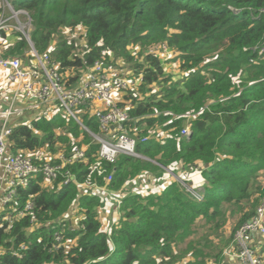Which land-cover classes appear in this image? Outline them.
Instances as JSON below:
<instances>
[{"label": "trees", "instance_id": "1", "mask_svg": "<svg viewBox=\"0 0 264 264\" xmlns=\"http://www.w3.org/2000/svg\"><path fill=\"white\" fill-rule=\"evenodd\" d=\"M8 1L28 14L29 41L15 32L19 39L2 55L29 57L31 43L49 55L67 87L96 60L130 64L139 80L120 104H128L133 120L126 129L141 157L100 158L89 133L61 108L11 125L10 153H29L41 166L47 156L84 146L85 161L66 163L48 187L39 170L17 186L0 212V264H221L237 229L264 200V0ZM61 29L81 30L83 43L59 36L52 45ZM161 45L175 52L181 79L172 80L153 52ZM78 110L97 133L89 108ZM186 125L189 133L181 135ZM66 171L74 182H63ZM138 173L169 180L154 192L126 189L115 204L118 222L104 229L93 186L115 193ZM27 201L33 219L16 214ZM256 254L264 264V241Z\"/></svg>", "mask_w": 264, "mask_h": 264}, {"label": "built area", "instance_id": "2", "mask_svg": "<svg viewBox=\"0 0 264 264\" xmlns=\"http://www.w3.org/2000/svg\"><path fill=\"white\" fill-rule=\"evenodd\" d=\"M6 10L9 13L5 17L4 11ZM18 13H22L25 19L24 23H21L16 16ZM9 19H13L14 23H8ZM26 28H30L28 14L22 9H15L8 0H0V33L8 34L9 30L15 29L19 30L26 39H29L28 31H25ZM259 51L264 58V47ZM32 52L34 65L30 66L18 57L2 55V50H0V68L6 72L8 82L14 85V97L23 93L26 98L39 103L41 107L38 116L49 118L58 109H63L89 133L93 142L98 145V156L104 160L113 162L119 154L141 157L136 150L138 139L131 137L126 129V124L133 120L127 110L128 104H120V102H125L123 95L130 89L131 80L129 76L122 74L123 72L119 68L106 66L100 60H96L91 67L87 68L76 84L67 87L62 84L57 66L51 62L49 55L46 53L40 55L34 49ZM133 77L138 82L139 77L134 76V74ZM12 107L0 109V167L2 166L1 160L7 153L6 139L11 130L9 118L14 113ZM80 107L82 109L89 108V113L97 122L99 130L97 133L90 131L88 127L82 124L77 115ZM27 125L29 126V124ZM189 129V125L182 127L181 135L188 134ZM145 138H140V141L145 140ZM78 160L85 161L84 146L80 148L73 146L66 157L61 153L47 156L46 161L41 166L33 162L29 153H10L3 163L7 178L2 202L6 204L8 201H12L17 186L27 185L36 171L41 172L45 181H51L62 176L61 170L66 163H73ZM111 179V175H107L106 180L110 181ZM63 180V182H74V174L66 171ZM78 185H80L79 187L86 186L85 184ZM93 187V193L100 198L113 193L103 186L94 185ZM191 193L194 196H199L195 191ZM112 200L118 199L113 198ZM116 202L115 204H118L119 200ZM31 208L32 202L27 201L24 209L16 212V214L22 216L26 212L33 219L34 214ZM15 210L13 208V211ZM3 219L11 222L12 213L3 216ZM256 234L264 235V200L257 208L256 214L244 222L236 231L235 248L229 253L233 254L239 264H263L262 257L256 254L248 241L249 235ZM53 238L56 242L53 247L57 248L61 243L60 233L55 231Z\"/></svg>", "mask_w": 264, "mask_h": 264}, {"label": "rangeland", "instance_id": "3", "mask_svg": "<svg viewBox=\"0 0 264 264\" xmlns=\"http://www.w3.org/2000/svg\"><path fill=\"white\" fill-rule=\"evenodd\" d=\"M8 13H9L8 10L4 11V16L6 17L8 15ZM16 16L18 17V19L20 20L21 23L25 22L24 21L25 19H24L22 13H18V14H16ZM8 23H14L13 19H9ZM29 29L30 28H28V29L26 28L25 31H28ZM17 31H19V30H15V29L9 30L8 34H5L4 37H0V44H1L0 50H2L4 48H6L7 46H10L13 44V43L12 44L8 43L7 38L9 41L19 39V36H17V33H15ZM81 35H82V31L79 29H76V30L61 29L59 34L57 33L55 35V38H54V41L52 42V45L59 38V36L67 38L68 40L69 39H75L76 43L82 44L83 41H82ZM26 40L29 41V39H26ZM29 46H30V50H27V52H26V55L29 57H23L22 59L21 58L20 59L23 62H26L28 65L33 66L34 65L33 64L34 59L32 58V53H33L32 49L33 48H32L31 43L29 44ZM153 52H155L161 58L163 65H164V69H165L167 74H170V76L172 77V80H179L184 76V73L178 68V64L175 61H172V58L175 55V52L172 49L164 47L163 45H161V46L154 47ZM259 54H260V51H259ZM109 61H111V63L113 62V58L111 56L109 58ZM118 65L122 66V68H121L122 72H123L122 74H126V76H129L130 80H131L130 89L127 90V93H124L123 96H125V95H128L129 92L132 93V91L135 90L138 82H136L135 78L133 77L134 72L132 71L130 64L124 65V63L122 61L117 60L115 64L113 63L110 66L112 68L116 69L118 67ZM158 89H159V87H157V86H155L153 88L154 91L158 90ZM186 121H188V120H186ZM158 136L163 137V134L158 133ZM153 174L154 173H152V174H143V173L139 174L138 173L131 180H129V182H131L132 184L127 183L124 185V186H126L124 189L117 190V191H115V193H111L110 195H107V196L101 198L103 202H102V205L98 208V212H99L101 225L104 226V229L108 230L109 227H111L113 219H114L113 223L116 222V220H117L116 218H118V214H117L118 212L116 211V208L114 206H115V203H117L116 201H118L120 199V197L123 195V193L126 192V189L131 190L133 192H138L141 194L147 193L149 191L154 192L157 189H159L160 187H162V185L167 183L169 180V176L168 177L164 176L163 178L162 177L157 178V177H154L155 175H153ZM261 178L264 180V175H261ZM49 184H50V182H47V181H45V183H44V185L46 187H48ZM83 187L85 188V187H89V186H81V188H83ZM92 193H93V190H92ZM113 198H116L118 200L114 201V200H112ZM6 207L7 208L4 209L3 211L7 212V210L9 209V206L6 205ZM75 211H76V209L72 211L73 214L75 213ZM228 214H229V212H228ZM74 218H75V216L72 218V220ZM73 221L75 222L76 219ZM230 227H231V224L229 222L224 226V228L227 229L226 233H229ZM224 228H223V230L225 233ZM235 234H236V232H235ZM232 241H233V245H232V242H231V244L229 243V245L224 250L230 248L229 251L230 252L233 251V249L231 247L235 246V235L233 236Z\"/></svg>", "mask_w": 264, "mask_h": 264}, {"label": "crops", "instance_id": "4", "mask_svg": "<svg viewBox=\"0 0 264 264\" xmlns=\"http://www.w3.org/2000/svg\"><path fill=\"white\" fill-rule=\"evenodd\" d=\"M7 41L8 43L12 44L16 40L9 41L7 38ZM14 89H15L14 85L12 83H9L6 78V72L0 68V109L3 110V109H7L9 106H13L12 109L14 110V113L9 118L10 125L17 123H29V121L32 118L39 115L41 105L34 100L26 98L23 95V93H20L19 95L14 97L15 94ZM9 154L10 152L7 151L6 155L1 160L2 166L0 167V211L7 208L6 207L7 203L4 204L2 202L4 195V186L7 178L6 173L4 171L3 163L5 162L7 155ZM71 214H73V212H71ZM118 218H119V214H118ZM118 218H116L117 220L115 223H113L114 221L113 219L112 225L118 222ZM102 227L104 228V226ZM248 241L250 242L251 247L256 252V250L259 248L261 243L264 241V235H259V234L249 235ZM229 249L230 248L223 251V261L221 264H239L238 260L233 256V254L229 253ZM226 251L229 254H227Z\"/></svg>", "mask_w": 264, "mask_h": 264}, {"label": "clouds", "instance_id": "5", "mask_svg": "<svg viewBox=\"0 0 264 264\" xmlns=\"http://www.w3.org/2000/svg\"><path fill=\"white\" fill-rule=\"evenodd\" d=\"M32 45V44H31Z\"/></svg>", "mask_w": 264, "mask_h": 264}]
</instances>
